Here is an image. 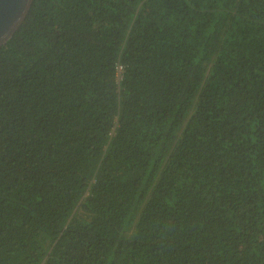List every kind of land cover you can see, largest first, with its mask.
<instances>
[{
  "label": "trees",
  "instance_id": "16d2710c",
  "mask_svg": "<svg viewBox=\"0 0 264 264\" xmlns=\"http://www.w3.org/2000/svg\"><path fill=\"white\" fill-rule=\"evenodd\" d=\"M0 264H264V0H32Z\"/></svg>",
  "mask_w": 264,
  "mask_h": 264
},
{
  "label": "water",
  "instance_id": "95a60500",
  "mask_svg": "<svg viewBox=\"0 0 264 264\" xmlns=\"http://www.w3.org/2000/svg\"><path fill=\"white\" fill-rule=\"evenodd\" d=\"M31 4L32 0H0V47L23 22Z\"/></svg>",
  "mask_w": 264,
  "mask_h": 264
},
{
  "label": "built area",
  "instance_id": "2783aa9c",
  "mask_svg": "<svg viewBox=\"0 0 264 264\" xmlns=\"http://www.w3.org/2000/svg\"><path fill=\"white\" fill-rule=\"evenodd\" d=\"M117 71L120 72L121 71V67H117ZM117 78H120V77L117 75Z\"/></svg>",
  "mask_w": 264,
  "mask_h": 264
}]
</instances>
